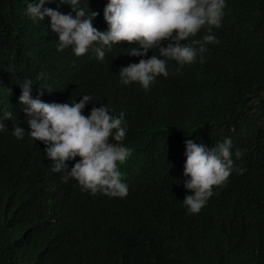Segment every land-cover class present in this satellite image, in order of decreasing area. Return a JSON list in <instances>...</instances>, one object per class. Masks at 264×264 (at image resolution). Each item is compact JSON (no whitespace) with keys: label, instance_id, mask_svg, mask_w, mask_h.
<instances>
[{"label":"trees","instance_id":"trees-1","mask_svg":"<svg viewBox=\"0 0 264 264\" xmlns=\"http://www.w3.org/2000/svg\"><path fill=\"white\" fill-rule=\"evenodd\" d=\"M106 3L88 0L98 30L107 28ZM25 9L26 0H0V115L13 112L0 131V264H264V0H227L213 29L220 42L208 45L205 61L176 71L169 60V75L148 89L120 83L119 68L140 59L125 53L129 42L113 45L103 62L92 51H58L49 18L33 21ZM26 78L33 96L53 89H44L45 102L90 93L99 101L88 102L85 115L102 103L125 112L123 143L132 154L119 167L127 196L93 195L51 171L46 145L28 134L20 109ZM17 124L22 139L13 135ZM225 137L233 152L242 150L234 159L244 171H233L199 213H189L184 141L212 147Z\"/></svg>","mask_w":264,"mask_h":264},{"label":"clouds","instance_id":"clouds-1","mask_svg":"<svg viewBox=\"0 0 264 264\" xmlns=\"http://www.w3.org/2000/svg\"><path fill=\"white\" fill-rule=\"evenodd\" d=\"M52 2L67 4L71 11L63 13L58 7L45 6ZM226 4L227 0H107L103 8L107 23L104 30L93 26L99 13L89 9L88 0L86 6L81 0H26L25 15L36 22L48 17L51 30L58 36L57 50L71 48L76 56L92 51L103 62L113 45L129 42L125 53L140 59L119 68L120 83L137 82L148 89L157 76L169 75V60L176 62V71L186 64L205 61L208 45L220 42L213 29L221 26ZM201 29L206 34L197 39ZM154 48L158 54L152 51L148 56ZM44 76L43 72L38 74V78ZM19 84L18 101L27 117L28 134L46 145L44 153L52 162L51 171L62 173L64 183L74 179L81 191L93 195L127 196L128 183L119 167L132 154V149L123 143L128 130L125 112L116 114L102 103L99 107L93 105L85 115L86 104L99 101L90 93L79 95V100L45 102L41 99L44 89L52 88L39 87L33 96L31 78ZM12 118V111L0 115V131ZM24 134L25 129L17 124L13 135L22 139ZM184 145L183 185L189 191L182 202L189 213H199L214 194V186L224 184L233 171L243 173L234 159L243 152H233L231 137L212 147L192 139H185Z\"/></svg>","mask_w":264,"mask_h":264}]
</instances>
